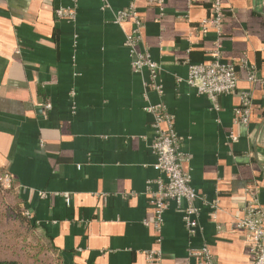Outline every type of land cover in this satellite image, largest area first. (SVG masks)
Returning a JSON list of instances; mask_svg holds the SVG:
<instances>
[{"label": "crops", "instance_id": "1", "mask_svg": "<svg viewBox=\"0 0 264 264\" xmlns=\"http://www.w3.org/2000/svg\"><path fill=\"white\" fill-rule=\"evenodd\" d=\"M211 3L0 0V168L64 264H198L189 250L202 245L214 264H252L233 223L247 189L264 218V0H221L219 30L201 27ZM130 6L141 22L136 49L155 73L133 66L125 44L132 18L115 22ZM57 8L75 17L58 18ZM215 50L238 84L213 103L187 76L188 65ZM244 90L252 101L246 125L233 114ZM158 103L187 156L193 233L184 201L168 202L158 231L144 224L154 219L150 198L161 177L148 111ZM150 250L158 261L146 258Z\"/></svg>", "mask_w": 264, "mask_h": 264}, {"label": "built area", "instance_id": "2", "mask_svg": "<svg viewBox=\"0 0 264 264\" xmlns=\"http://www.w3.org/2000/svg\"><path fill=\"white\" fill-rule=\"evenodd\" d=\"M58 18L73 19L75 11L72 8H57L54 11ZM221 0H212L211 15L201 22V27L205 29L212 25L219 30L222 24ZM127 18H132L134 28L127 34L125 44L128 46L131 54L134 55L133 66L136 69L146 67L155 73L158 66L151 61L148 56L136 49L139 40V30L141 26L140 19L133 6L117 12L115 22H121ZM244 63V62H243ZM247 80L253 82L256 80L253 70L248 71ZM187 83L195 88L199 94L207 96L213 103L220 95H228L235 91L238 84L233 64H225L220 60L219 51L212 53V59L207 62H199L188 65ZM217 107L216 104H214ZM48 108L49 105L47 104ZM252 101L248 91H241L239 94V103L233 108L234 119L237 123L246 125L249 122ZM154 116V128L156 137L152 143V149L156 155L154 168L160 173L161 177L156 181L157 190L153 192L150 201L154 209V219L145 221V225H151L157 231L162 223V215L166 210L169 201H174L177 205L186 202L185 226L188 232L193 233V222L189 216L196 212L193 206V200L196 194L190 186L189 174L183 167L187 156L179 147V138L175 132L171 117L165 112L161 103L148 108ZM236 135L230 134L229 140L235 141ZM4 182L10 183L11 177L5 173ZM250 198L245 201L239 213L235 214L234 227L241 229L246 234V240L249 245V251L252 264H264V218L255 192L247 189ZM212 218H215L216 204L212 205ZM26 214H30L26 211ZM189 255L195 259L198 264H214L213 256L207 245L194 247L189 250ZM159 251L150 250L146 252V258L149 261H158Z\"/></svg>", "mask_w": 264, "mask_h": 264}, {"label": "rangeland", "instance_id": "3", "mask_svg": "<svg viewBox=\"0 0 264 264\" xmlns=\"http://www.w3.org/2000/svg\"><path fill=\"white\" fill-rule=\"evenodd\" d=\"M0 172V259H14L19 264H60L59 258L26 214L12 180L6 183ZM30 220L27 224L24 221Z\"/></svg>", "mask_w": 264, "mask_h": 264}, {"label": "trees", "instance_id": "4", "mask_svg": "<svg viewBox=\"0 0 264 264\" xmlns=\"http://www.w3.org/2000/svg\"><path fill=\"white\" fill-rule=\"evenodd\" d=\"M0 172H3V170H2L1 168H0ZM15 197L17 198V201L19 202V204L22 205V206H24L23 203H22V200H21L20 196H19V195H16ZM24 208H25V207H24ZM30 219H31V218H30ZM24 221H25L27 224H30L32 220L30 221V220H26V218H24ZM32 222H33V221H32ZM42 238H44V240L48 242V244H49L50 248L52 249V251H54V252L56 253V255H57L58 258H59V263H60V264H64V263L62 262L60 256H59L58 252L55 250V248H54L53 245L49 242V240H47V239L45 238V236H43V235H42ZM0 264H19V262H18L17 260H14V259H0Z\"/></svg>", "mask_w": 264, "mask_h": 264}]
</instances>
